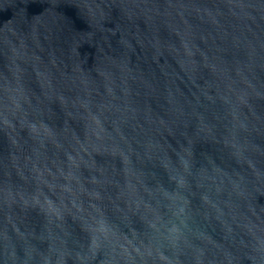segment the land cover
<instances>
[{
	"label": "water",
	"instance_id": "1",
	"mask_svg": "<svg viewBox=\"0 0 264 264\" xmlns=\"http://www.w3.org/2000/svg\"><path fill=\"white\" fill-rule=\"evenodd\" d=\"M0 264H264V0H0Z\"/></svg>",
	"mask_w": 264,
	"mask_h": 264
}]
</instances>
